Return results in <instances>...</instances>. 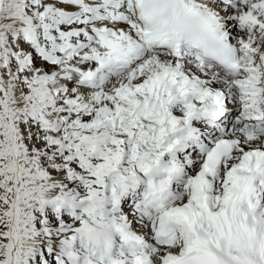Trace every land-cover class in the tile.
I'll return each mask as SVG.
<instances>
[{"label":"snow or ice","instance_id":"snow-or-ice-1","mask_svg":"<svg viewBox=\"0 0 264 264\" xmlns=\"http://www.w3.org/2000/svg\"><path fill=\"white\" fill-rule=\"evenodd\" d=\"M0 264H264V0H0Z\"/></svg>","mask_w":264,"mask_h":264}]
</instances>
